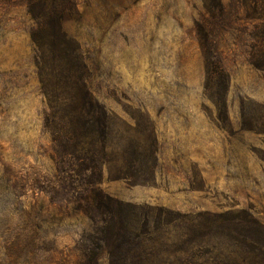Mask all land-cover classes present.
<instances>
[{
    "label": "rangeland",
    "instance_id": "obj_1",
    "mask_svg": "<svg viewBox=\"0 0 264 264\" xmlns=\"http://www.w3.org/2000/svg\"><path fill=\"white\" fill-rule=\"evenodd\" d=\"M219 1L223 112L195 31L217 16L211 0H73L62 22L79 50L65 69L109 116L99 188L149 223L150 264H264V73L249 64L264 29L249 0ZM32 27L22 0H0V264H76L96 229L52 195L61 172Z\"/></svg>",
    "mask_w": 264,
    "mask_h": 264
},
{
    "label": "trees",
    "instance_id": "obj_2",
    "mask_svg": "<svg viewBox=\"0 0 264 264\" xmlns=\"http://www.w3.org/2000/svg\"><path fill=\"white\" fill-rule=\"evenodd\" d=\"M247 3V9L259 22L252 27L257 29L259 25L264 29V0L244 4ZM22 4L34 23L31 37L39 51L41 90L48 105L45 121L55 128L51 142L57 153L54 160L61 172L57 177L61 189H53L52 195L70 203L96 229L91 238L96 251L80 253L76 264H98L101 252L108 255L109 264H150L145 239L149 223L144 221L139 227V220H127L123 204L99 188L109 116L89 91L85 79L75 81L65 69V64L79 55L77 46L61 28L66 15L75 9L73 0H22ZM211 8L217 16L212 14L209 20L203 13L195 22V31L204 61V91L218 111L223 112L228 77L214 34L216 20H224L227 11L219 0H211L205 11ZM257 36L260 42L264 41V32ZM258 46L251 47L249 64L264 73V44ZM52 80H56L54 88L50 87ZM251 222L257 226L255 221Z\"/></svg>",
    "mask_w": 264,
    "mask_h": 264
}]
</instances>
